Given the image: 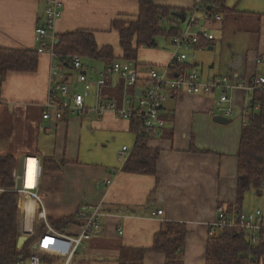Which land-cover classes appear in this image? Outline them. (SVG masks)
I'll use <instances>...</instances> for the list:
<instances>
[{"label": "crops", "instance_id": "crops-1", "mask_svg": "<svg viewBox=\"0 0 264 264\" xmlns=\"http://www.w3.org/2000/svg\"><path fill=\"white\" fill-rule=\"evenodd\" d=\"M48 1L0 0V47L36 49V31L43 21ZM61 1L63 7L56 22V34L88 29L94 31L99 46L112 45L116 54L122 56L120 36L112 28V22L135 18L139 11L137 0ZM154 1L188 12L195 4V0ZM226 5L235 7L238 12L216 21L220 23L219 31H231L236 38L235 47L250 49L236 60L231 58L219 66L208 67L203 64L207 57L202 48L208 46L213 50L216 35L211 42L203 38L193 47L197 49L193 50L196 59L192 62L188 58L185 64L200 68L204 82L233 70L247 78L264 75V0H226ZM237 21H241L240 27H232ZM196 29L200 31L201 26ZM239 35L243 38L237 40ZM157 44L153 48L140 47V66L151 64L162 69L171 64L172 41L166 48L159 47L158 41ZM223 47L221 43L219 48ZM117 60L124 61L120 57ZM85 61L90 64L91 60ZM93 61L101 63V70L107 65L104 61ZM56 62L57 59L46 53L39 54L35 72H11L4 80L0 78V135H3L0 154L15 155L18 165L28 155L40 159L48 156L64 164L65 181L61 191H40L42 203L29 194L21 198L23 236L30 237L40 224L49 223V212L76 217L80 207L92 204L101 206L107 213L105 223L98 234L79 248L72 264H117L122 247H153L156 235L165 228L166 222H181L187 226L181 264H206L210 228L220 208L230 214L238 211V207L245 212L253 208L264 210L262 190L251 188L243 202H237V152L243 127L242 111L249 92L237 90L232 94L233 110L238 113L241 124L234 120L226 124L214 120L215 116H223L216 110L220 98L217 91L171 94L163 104L162 115L167 119L164 135L149 140L151 147L160 150L157 172L155 175L133 174L123 171L124 164L119 157L124 146L131 152L137 140L131 120L113 112L98 114L96 88L87 98L84 114L74 113L61 121L43 119L51 70ZM65 71L72 88L81 90V86L76 85V74L66 67ZM147 83V80H140L139 86ZM120 87L122 85L108 87L107 97L116 96L121 101L122 92L117 91ZM111 144L116 147L110 149ZM107 180H111L110 185ZM42 210L46 217L43 212L41 215ZM158 210H163V214L158 215ZM80 224L77 219L63 231L77 234ZM48 228L33 247L37 246L50 261L62 264L70 253L72 242L58 234L51 224ZM143 264H167L166 256L163 252L149 251Z\"/></svg>", "mask_w": 264, "mask_h": 264}, {"label": "trees", "instance_id": "trees-1", "mask_svg": "<svg viewBox=\"0 0 264 264\" xmlns=\"http://www.w3.org/2000/svg\"><path fill=\"white\" fill-rule=\"evenodd\" d=\"M137 1L139 11L135 18L117 19L112 22V28L118 31L120 36L122 56L116 54V49L112 45L99 46L94 31L80 28L57 34L59 41L54 48L60 59L65 61L68 56L79 54L84 60H100L110 64L120 57L124 61L139 65L141 46L157 47V37L163 35L172 41L175 36L182 34L183 22L174 16L173 12H183L188 17L193 12V9L188 12L185 9L158 5L154 0ZM209 6L213 13L221 14L222 17L238 12L235 7H228L226 0H204L202 11L208 13ZM38 65L39 53L36 49L0 47L2 80L11 72H35ZM172 68V70L190 71L192 67L184 62ZM141 80L150 83L146 77H141ZM117 91L120 94L122 88ZM135 92L134 87L131 93L135 95ZM246 117L248 122L242 127L237 152L239 204L243 202L249 189L262 190L264 181V91L256 90L251 93L249 114ZM131 124L132 130L136 133L139 128L138 120L134 117ZM149 140L150 138L145 135L137 137L135 146L124 163L123 171L133 174H156L160 150L151 147ZM193 149L196 150L195 147ZM18 163L15 155L0 154V187L5 189L0 192V261L4 264H16L28 258L32 253L33 245L48 230L47 224L42 223L30 237L23 236L21 232L22 214L19 195L11 190L14 187L12 173ZM41 167L39 191H61L65 181L64 164L43 156ZM236 209L242 211L239 207ZM77 219L71 215L52 212L47 214V221L58 231H63ZM187 234L185 223L166 222L165 228L156 235L153 247L148 249L122 247L116 262L143 264L144 257L149 251H159L165 254L167 264H181ZM206 264H264V240L255 244L250 240L249 232L239 228L218 231L209 236Z\"/></svg>", "mask_w": 264, "mask_h": 264}, {"label": "built area", "instance_id": "built-area-1", "mask_svg": "<svg viewBox=\"0 0 264 264\" xmlns=\"http://www.w3.org/2000/svg\"><path fill=\"white\" fill-rule=\"evenodd\" d=\"M203 2L204 0H195L193 12L189 17L187 16L185 21L188 22L186 32L183 31L182 34L172 39L174 51L171 64L168 67L160 70L151 64L140 66L130 61L115 60L99 70L96 67H91L79 54L70 55L65 61L60 59L54 46L57 41L56 22L61 16L63 2L49 0L43 21L36 31L37 52L39 54L46 53L52 59H57L51 70L48 98L43 107V119L50 122L61 121L74 113L84 114L87 110V98L94 88H96L97 98L95 110L98 114L113 112L128 120H133L135 117L139 122V128L136 131L137 137L145 135L153 139L164 135L167 119L162 115L163 104L171 94L177 92L202 94L217 91L220 93V98L216 110L225 117H232L234 113L233 92L244 90L251 94L256 90L264 91V75L247 78L239 71L233 70L227 75L204 82L201 81L200 71L196 67H192L190 71L172 70V66L182 64L188 59V55L182 51L183 49L195 47L202 42L203 38L214 39V35L203 27L195 34L189 32L191 27L199 23L201 18L199 15L203 14L204 19L213 21H221L223 18L221 14L213 13L210 6L208 13L202 11ZM65 67L76 74V85H80L81 90L77 91V88H72L71 83L67 80L69 75L65 71ZM113 77H116V80L118 78L119 82L113 80ZM141 77H146L150 83L146 86H139ZM118 85H122L121 101L116 97L108 98L105 90ZM134 87L136 88L135 95L131 93V89ZM139 89L142 90L141 95L137 93ZM249 107L250 100L242 111L243 125L248 122L246 115L249 114ZM129 154L127 146L120 150L119 157L123 164ZM32 158L36 161L35 164L30 163ZM41 170V159L34 155L25 156L14 169L12 173L14 187L11 190L19 195V205L25 194L40 201ZM29 173L31 174L29 175ZM30 177L34 181L31 186L27 184ZM107 184L110 185L111 180H107ZM262 190L264 191V181ZM2 191L5 189L0 187V192ZM163 212V210H158L157 214L162 215ZM233 213L230 214L227 210L220 208L217 219L211 224L210 235L228 228H239L248 231L250 240L255 244L264 240V211L261 208ZM106 215L107 213L101 206L86 204L80 207L76 213V217L81 221L79 233L69 235L64 231L55 230L72 242L70 253L62 264H72L79 248L103 229ZM43 216L46 217V213L43 212ZM47 225L49 227V223ZM31 251L28 258L22 259L16 264H57L55 261H50L40 249L38 250L37 246H34Z\"/></svg>", "mask_w": 264, "mask_h": 264}, {"label": "rangeland", "instance_id": "rangeland-1", "mask_svg": "<svg viewBox=\"0 0 264 264\" xmlns=\"http://www.w3.org/2000/svg\"><path fill=\"white\" fill-rule=\"evenodd\" d=\"M201 18L199 20V23L193 27L190 28L189 32H191L192 34L197 33V31H199L198 29H196L197 27L201 26L204 29H207L208 32L210 33V31L212 33L210 34H215L216 35V41H215V46L213 50H209L208 46L202 48V52L205 53L206 55V59L203 61V64L207 65L209 67V65H216L219 66V64L226 62V60H229L231 58H234L235 60L238 59L239 55L241 53H244L245 51H247L250 48H238L234 46V42L236 40L235 36H232V32L231 31H227L226 33L223 31V33H221L218 29L217 26H219V22L213 21V20H205L202 15H199ZM227 17V16H226ZM241 21H237L235 24L232 25V27H235V25H237V27H240ZM188 28V22L183 23L182 25V30L184 32H186ZM243 38L242 35H239L238 39ZM246 38V37H245ZM157 41L159 42V47H168L171 45V39L170 38H166V36H159L157 37ZM222 43V45L224 46L223 48H219V45ZM172 46V45H171ZM173 47V46H172ZM197 51V49H183L182 51H184L185 53H187L188 58L193 62L196 59L195 56V51ZM199 53L197 52V55ZM198 61H201V58H198ZM91 67H96L99 70H101V63L97 62V61H90L89 64ZM200 69V68H199ZM160 70H163L160 69ZM201 70V69H200ZM201 72V71H200ZM247 100H250V94H248ZM232 120H234V123H238L241 124V119L239 120L238 117V113L234 112L233 113V117L231 118ZM5 137L7 136L6 134L4 135ZM3 135H0V140L2 139ZM116 147V144H111L110 149ZM39 199H40V203L41 202V195L39 194ZM42 207V204L40 205ZM40 206H38V208H40ZM253 210H255V208H253ZM252 210V211H253ZM263 210V209H262ZM264 211V210H263ZM43 210L41 211V215H42Z\"/></svg>", "mask_w": 264, "mask_h": 264}, {"label": "water", "instance_id": "water-1", "mask_svg": "<svg viewBox=\"0 0 264 264\" xmlns=\"http://www.w3.org/2000/svg\"><path fill=\"white\" fill-rule=\"evenodd\" d=\"M173 15L176 16L177 18H179L183 23H185L186 21V14L183 13V12H173ZM59 40L56 41V43H58ZM139 95L142 94V90H138L137 92ZM214 120L217 122V123H221V124H226V123H230L232 122V119H229V118H226L224 116H215L214 117ZM1 263V261H0Z\"/></svg>", "mask_w": 264, "mask_h": 264}, {"label": "bare ground", "instance_id": "bare-ground-1", "mask_svg": "<svg viewBox=\"0 0 264 264\" xmlns=\"http://www.w3.org/2000/svg\"><path fill=\"white\" fill-rule=\"evenodd\" d=\"M31 160H34V158H32ZM31 160H30V161H31ZM35 162H36V161L34 160V164H35ZM30 163H31V162H30ZM30 174H31V173H29V175H30ZM29 179L32 181V184H30V186H31V185L34 184V181L31 179V177H30ZM29 179H28V180H29ZM27 184H28V183H27Z\"/></svg>", "mask_w": 264, "mask_h": 264}]
</instances>
